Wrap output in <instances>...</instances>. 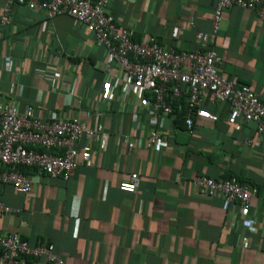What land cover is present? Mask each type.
Returning a JSON list of instances; mask_svg holds the SVG:
<instances>
[{"label": "crops", "instance_id": "0c3cea01", "mask_svg": "<svg viewBox=\"0 0 264 264\" xmlns=\"http://www.w3.org/2000/svg\"><path fill=\"white\" fill-rule=\"evenodd\" d=\"M218 2L109 0L107 11L137 40L155 37L182 52L207 48L197 34L212 33ZM6 5L0 0V101L13 94L43 122L63 114L91 126L98 112L111 135L107 150L92 144V166L81 164L68 180L30 169L29 193L0 183V200L14 209L0 213V237L19 234L31 247L43 242L65 264H264V139L256 123L230 124L227 105L210 92L203 107L219 120L195 117L192 129L131 95L107 96L121 72L105 63V48L92 32L67 14L48 18L40 4L15 2L5 18ZM209 42L221 58L218 73L264 100V19L257 10L231 6ZM152 126L168 146L147 147ZM116 132L134 141L129 156ZM134 172L136 193L121 191ZM198 174L237 176L258 187L248 208L257 225L235 221L221 196L197 187ZM29 261L46 264L47 256Z\"/></svg>", "mask_w": 264, "mask_h": 264}, {"label": "built area", "instance_id": "2783aa9c", "mask_svg": "<svg viewBox=\"0 0 264 264\" xmlns=\"http://www.w3.org/2000/svg\"><path fill=\"white\" fill-rule=\"evenodd\" d=\"M15 2L29 8L40 4L48 18L67 14L94 34L97 45L105 48V63L117 65L121 72L109 85L107 96L131 95L136 103L148 106L152 112L163 116L181 114L185 125L192 129L195 117L219 120L217 113L203 107L206 94L210 92L215 102L227 105L230 124L241 128L244 122H255L258 134L264 139V100L249 86L238 85L221 76L217 70L221 58L213 47L208 46L210 39L219 32L225 10L233 5L255 8L264 19V0H219L212 33L197 34L207 48L182 52L164 48L155 37L145 42L137 40L134 30L119 25L107 11L109 0H7L5 18ZM1 40L0 36V43ZM8 95L12 98L0 101V183L29 193L33 189V180L22 168L68 180L81 164L92 166L93 143L107 150L111 132L105 129L100 113H94L91 126L78 117L63 114L43 122L32 109L22 110L20 100L13 94ZM184 97L185 107L178 106ZM116 137L118 143L127 145L129 156L134 141L117 132ZM169 142L158 128H148V148L159 149L168 146ZM194 183L203 193L221 196L226 208L233 212L235 221L250 228L257 225V220L248 216V208L252 196L259 193L258 187L244 185L237 176L217 179L198 174ZM139 184L140 175L134 172L119 184V189L136 193ZM13 211L0 200V213ZM42 255L47 256L46 264H65L64 259L43 242L31 247L19 234L0 237V264H33L29 258Z\"/></svg>", "mask_w": 264, "mask_h": 264}, {"label": "trees", "instance_id": "16d2710c", "mask_svg": "<svg viewBox=\"0 0 264 264\" xmlns=\"http://www.w3.org/2000/svg\"><path fill=\"white\" fill-rule=\"evenodd\" d=\"M184 100V101H183ZM184 102H186V98L184 97L182 100H181V103L179 104V105H181L182 107H185V103ZM179 118L180 119H183V116L180 114L179 115ZM22 170H25V172L27 171H29L30 170V168H22ZM228 177H231V176H228ZM227 177V178H228ZM240 179V178H239Z\"/></svg>", "mask_w": 264, "mask_h": 264}]
</instances>
